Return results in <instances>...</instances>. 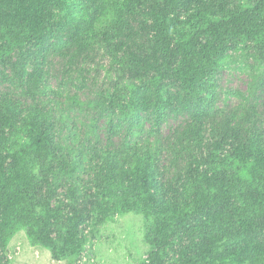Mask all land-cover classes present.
Masks as SVG:
<instances>
[{
	"label": "trees",
	"instance_id": "1",
	"mask_svg": "<svg viewBox=\"0 0 264 264\" xmlns=\"http://www.w3.org/2000/svg\"><path fill=\"white\" fill-rule=\"evenodd\" d=\"M144 1L98 0L92 32L109 48H115L113 55L128 48L124 41L113 44L112 38L115 35L120 40L132 30L129 16L138 14ZM81 2L0 0V62L14 47L27 46L52 33L53 6L71 14V8ZM229 4V0H217L181 18L179 0L154 2L147 13L154 22L150 53L145 57L125 53L126 60L122 61L128 76L141 83L130 103L121 107L123 120L138 123L143 112L152 110L159 123L175 103L163 85L167 78L181 85L185 94L180 106L187 108L203 93L215 90L214 77L230 45L264 43V0L235 7ZM151 72H155L154 77L147 80ZM42 79L37 69L34 85ZM6 112L2 105L0 131L8 128L10 136L17 139L22 133L27 139L21 144L5 135L0 137V245L7 249L25 230L30 243L50 251L56 262L73 261L85 250L80 233L84 216L78 209L77 194L71 192L68 206H53L52 200L62 176H73L78 170L76 160L66 161L75 153L65 147L56 155L53 128L41 122L43 113L39 108L28 115L16 133L14 119ZM203 115L200 113L194 121V138L200 142ZM239 136L229 141L230 137H221L206 158H195V174L190 172L181 185V202L155 199L161 186L153 154L147 148L144 151L135 144L122 150L104 149L97 168L106 175L97 194L95 225L101 227L117 216H143L144 239L151 251L140 264H264V133ZM225 143L230 145L228 153H224ZM57 159L60 168L53 171ZM44 187L48 188L46 194ZM198 217L203 220L204 231L200 241L182 249L172 262L177 238L189 233L191 220ZM230 222L233 230H228Z\"/></svg>",
	"mask_w": 264,
	"mask_h": 264
},
{
	"label": "rangeland",
	"instance_id": "2",
	"mask_svg": "<svg viewBox=\"0 0 264 264\" xmlns=\"http://www.w3.org/2000/svg\"><path fill=\"white\" fill-rule=\"evenodd\" d=\"M81 1L71 8L72 15L63 7L53 6L52 33L27 46L14 47L0 62V109L5 105L6 114L14 119L16 133L17 129H22L28 115L39 108L43 113L41 122L53 128L56 155L65 147L76 154L67 156L66 161L76 160L78 170L73 176H62L52 202L53 206H68L71 192H76L78 209L84 216L80 233L85 240V250L73 261L56 262L50 251L32 245L24 230L7 249L0 245V264H140L151 251L144 239L143 216H117L101 227L95 225L97 194L106 175L97 168L101 165L99 154H103L104 149L122 150L135 144L142 150L147 148L153 154L161 186L154 194L155 199L181 202V185L189 179L190 172L195 174V158H206L221 137H230L229 141L239 139V134L251 137L254 131L264 133V43L230 45L225 62L214 77L215 90L203 93L187 108L180 106L185 94L181 85L173 79H164L163 85L175 98L174 108L168 109L159 123L152 110L143 112L138 123H132L122 119L120 110L130 103L141 83L128 76L122 61L126 60L125 53L143 57L150 53L154 22L147 13L156 0H145L138 7L139 13L129 16L132 30L126 31L120 40L113 36V44L119 41L128 44L127 49L115 55L111 53L115 48H109L92 32L91 21L100 3L98 0ZM216 1L179 0L178 13L185 18L197 7ZM255 1L229 0V5L235 7L238 3L246 5ZM37 69L43 79L36 86ZM154 73L151 72L147 80H151ZM202 112L205 115L200 142L193 133L195 117ZM2 118L0 114V129ZM3 135L21 144L27 139L22 133L17 139L10 136L8 128L0 131V137ZM229 149L230 145L225 143L224 153ZM60 164L57 159L53 171L58 170ZM47 190L44 187L43 194ZM202 224L201 217L191 220L189 233L176 240L172 262L182 249L192 248L200 241L204 232ZM231 226L230 222L228 230H233Z\"/></svg>",
	"mask_w": 264,
	"mask_h": 264
}]
</instances>
